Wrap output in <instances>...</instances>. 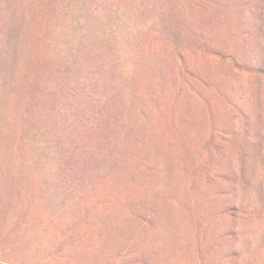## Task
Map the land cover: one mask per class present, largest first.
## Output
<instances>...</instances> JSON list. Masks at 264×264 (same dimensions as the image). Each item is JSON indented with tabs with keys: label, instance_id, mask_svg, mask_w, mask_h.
<instances>
[{
	"label": "rangeland",
	"instance_id": "374dc122",
	"mask_svg": "<svg viewBox=\"0 0 264 264\" xmlns=\"http://www.w3.org/2000/svg\"><path fill=\"white\" fill-rule=\"evenodd\" d=\"M0 264H264V0H0Z\"/></svg>",
	"mask_w": 264,
	"mask_h": 264
}]
</instances>
